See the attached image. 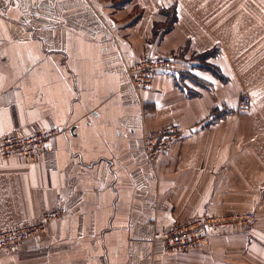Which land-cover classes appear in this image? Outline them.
Segmentation results:
<instances>
[{"label": "crops", "instance_id": "crops-1", "mask_svg": "<svg viewBox=\"0 0 264 264\" xmlns=\"http://www.w3.org/2000/svg\"><path fill=\"white\" fill-rule=\"evenodd\" d=\"M143 53L175 68L137 87ZM171 122L184 136L150 162L145 133ZM39 129L56 130L39 156L0 154V230L46 227L0 264H264V0H0V143ZM241 209L262 214L188 250L153 241Z\"/></svg>", "mask_w": 264, "mask_h": 264}, {"label": "built area", "instance_id": "built-area-1", "mask_svg": "<svg viewBox=\"0 0 264 264\" xmlns=\"http://www.w3.org/2000/svg\"><path fill=\"white\" fill-rule=\"evenodd\" d=\"M175 58L168 54L143 53L129 66L131 82L137 87H148L157 71L175 68ZM251 96L242 93L239 100L241 111L248 110ZM55 129H39L32 134L13 133L5 136L0 143L3 157L20 156L33 159L39 156L49 143ZM184 136V127L179 122H171L147 131L143 139V151L150 162L170 153L171 146ZM61 209L50 212L47 220L56 216ZM256 219L253 211L244 213L227 212L221 214L204 213L177 223L171 228L156 230L153 241L164 250L182 251L204 243L213 233L231 230L238 225H249ZM46 220V221H47ZM46 227L45 221H33L24 225H10L0 230V251L15 250L24 241L40 235Z\"/></svg>", "mask_w": 264, "mask_h": 264}, {"label": "rangeland", "instance_id": "rangeland-1", "mask_svg": "<svg viewBox=\"0 0 264 264\" xmlns=\"http://www.w3.org/2000/svg\"><path fill=\"white\" fill-rule=\"evenodd\" d=\"M229 1V0H228ZM175 9L173 8H171V9H168V10H166V13L168 14L167 15V18L168 19H170L171 21H169V23H167V24H169L170 25V23H172V20L174 19V17L176 18V15H175ZM217 52H219L217 49H215L214 50V52H212V54L211 55H213L214 53H217ZM149 54V53H148ZM142 55V54H141ZM207 63H210L211 64V62H207ZM214 67H217V68H219V66H214ZM220 69V68H219ZM212 70L214 71V69L212 68ZM211 70V71H212ZM212 71V72H213ZM215 72V71H214ZM213 72V73H214ZM216 73V72H215ZM214 73V74H215ZM215 75H217V74H215ZM222 75H223V73H222ZM218 76V75H217ZM186 77H188V78H191L192 80H194V78L192 77V76H190V75H188V74H184V73H180L178 76H177V83L180 85V86H182L183 88L184 87H186V85H184V84H186V81H185V78ZM219 77V76H218ZM224 77H226V76H224ZM220 78V77H219ZM223 80V79H222ZM227 80V79H226ZM226 80H223V81H226ZM190 90H191V88H190ZM190 90H188L189 92H190ZM248 93L250 96H251V104H250V106H249V108H248V110H246V111H241L240 110V107H239V100H240V96H241V94L242 93ZM193 94H195V92H192ZM252 103H253V96H252V94L249 92V91H241L240 93H239V98H238V104H237V108H236V111L237 112H239V113H242V114H240V115H243V114H246L250 109H251V107H252ZM168 123H166V124H164V125H167ZM164 125H162V126H164ZM162 126H159V127H162ZM183 126V125H182ZM245 126H247V123H245ZM153 128H158V127H152V128H150L149 129V131L151 130V129H153ZM172 147V146H171ZM170 151H171V148H170ZM165 156V155H164ZM235 212H238V213H244V212H246V211H244L243 209H241V210H236ZM254 212V211H253ZM227 213V212H226ZM255 213V212H254ZM263 213H264V209H263ZM203 214V213H202ZM260 214H262L261 213V211H259V215H258V213L256 214L255 213V215H256V219L255 220H257V218H258V216H260ZM201 215V214H200ZM254 220V221H255ZM253 221V222H254ZM252 222V223H253ZM252 223H250V224H252Z\"/></svg>", "mask_w": 264, "mask_h": 264}, {"label": "trees", "instance_id": "trees-1", "mask_svg": "<svg viewBox=\"0 0 264 264\" xmlns=\"http://www.w3.org/2000/svg\"><path fill=\"white\" fill-rule=\"evenodd\" d=\"M174 19H175V17H174ZM174 19H173V20H174ZM214 50H215V49L209 51L208 53H204V54H203V58L207 57L209 54H212V52H214ZM206 66H207V68H209L210 70H212V68H213L214 71H215L216 73H215L213 70H212V71H213L215 74H217L221 79L226 80V77H224V75H222V72L220 71V69L217 68V67H214L215 65L210 64V63H207ZM233 111H234L233 109H232V110H230V109H224V110L222 111V114L225 115L226 113H228V112H233ZM216 116H217V115H216Z\"/></svg>", "mask_w": 264, "mask_h": 264}, {"label": "snow or ice", "instance_id": "snow-or-ice-1", "mask_svg": "<svg viewBox=\"0 0 264 264\" xmlns=\"http://www.w3.org/2000/svg\"><path fill=\"white\" fill-rule=\"evenodd\" d=\"M40 2L43 3V0H40ZM32 3L33 4H36V0H32ZM24 72L26 74L31 73V77L30 78L33 80V82H38L37 77H38L39 74L33 72V70L28 69V68H25L24 69ZM46 83H48L49 85H51V83H52L51 79L50 78H46ZM41 87H42V85H41Z\"/></svg>", "mask_w": 264, "mask_h": 264}]
</instances>
